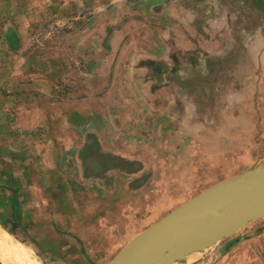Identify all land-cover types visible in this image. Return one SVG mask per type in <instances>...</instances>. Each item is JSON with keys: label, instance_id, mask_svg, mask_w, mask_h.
I'll return each instance as SVG.
<instances>
[{"label": "crops", "instance_id": "0c3cea01", "mask_svg": "<svg viewBox=\"0 0 264 264\" xmlns=\"http://www.w3.org/2000/svg\"><path fill=\"white\" fill-rule=\"evenodd\" d=\"M134 1L105 45H90L97 55L82 73L91 79H76L70 91L42 79L43 93L19 87L14 97L27 107L20 131L32 134V162L26 153L23 175L0 171V189L20 206L28 222L21 230L38 229L44 218L34 220L41 209L28 193L34 178L55 170V187L66 192L57 209L63 224L48 238L31 235L49 264L93 258L90 248L112 259L116 246L151 223L142 218L147 205L153 211L195 195L239 173L264 148V0ZM36 96L41 107L29 109ZM72 154L73 175L92 186L80 192L64 171ZM72 218L74 225L66 223ZM235 236L225 244L238 239L245 251L260 234Z\"/></svg>", "mask_w": 264, "mask_h": 264}, {"label": "rangeland", "instance_id": "374dc122", "mask_svg": "<svg viewBox=\"0 0 264 264\" xmlns=\"http://www.w3.org/2000/svg\"><path fill=\"white\" fill-rule=\"evenodd\" d=\"M128 1L0 0V171L4 169L6 170L5 173L19 172L17 175H23L21 168L25 167L26 153L30 154L27 161L32 162V134L20 131L24 129L21 126L26 124L28 118L24 114L21 115L20 112L27 113V107L23 104L17 105L15 102L16 92H19L17 88L22 87L20 90L27 92L28 90L38 91L37 94L43 93L42 84H40L42 79H52L53 82L50 85L61 89L66 86L67 90L70 91L71 88L75 87L74 82L77 81L76 79H91L89 75L82 73L89 70L88 62L91 56L94 59L97 55L94 50L90 49V45L97 42L102 46L105 45L109 27H116L117 24L122 23L123 13H126L125 11L130 5L127 3ZM134 2L131 5L136 6L137 0ZM26 79H31V81L27 83ZM32 79L37 80L34 82ZM56 79H69V81L65 85L63 84L65 82H58ZM42 99L36 96L28 108L39 109ZM77 134H79L78 139L81 141L82 133ZM16 137L18 138L16 139ZM74 156L71 155V165L66 167L64 171L69 175L72 188V181L75 180L77 183L74 186L76 187L75 190L80 192L77 187L90 188L92 186L86 185L85 181L81 177L77 178L75 173L73 175V171L79 172L78 169L73 167L76 163ZM261 157H264V148L260 149L258 158ZM53 172L55 170H45L46 176L44 179L34 178V185L31 188H34L35 192L30 193L29 191L28 193L30 196L28 200L33 203L32 205L37 204L38 208L41 209L38 211L35 208L32 212L34 220H36L37 214L39 220L44 218L42 222H39L38 229L29 227L27 232L21 230L20 226L26 221L21 217L23 215L20 206L15 205L14 198L8 194L7 190L8 195L4 194L3 196V191L0 189V226L9 231L16 240L28 246L43 264H49V261L44 258L45 253H42L37 245L32 244L31 235L34 234L43 238L51 232L53 225L63 224L61 221L63 217L59 215L57 209L65 204L64 196L66 192L64 193V191L62 192L55 187L57 185V175L53 178L51 176ZM50 176L52 178H49ZM7 177L9 175L5 178ZM192 196L179 197L175 203L160 204L153 211L147 205L142 218L146 219V224L152 223ZM72 200L74 203L77 202L75 197ZM70 221L74 225L75 219H67L66 223ZM27 223L26 225H28ZM8 224L13 226V229H10L11 227ZM100 224L96 220L90 222L93 229L97 227L96 232L100 231L98 228ZM56 226L54 229H59ZM63 232L67 233V231ZM245 234H247L245 237L247 240L260 234L254 244H245V251H242V246L240 247L237 244L238 239L225 244L228 237L232 235L239 237ZM98 239H101V237H91V240ZM93 244H91V247H102ZM123 245V243H120L115 247V254ZM105 250L108 255L112 254L110 244L105 245ZM242 252H247V254L241 257ZM89 253L93 258L85 259L86 255L85 257L81 256V260L74 261V264L81 262H83L82 264H106L110 260L103 259L100 249L98 253L93 255L90 248ZM187 264H264V216L250 220L236 231L213 243L200 259L189 261Z\"/></svg>", "mask_w": 264, "mask_h": 264}, {"label": "water", "instance_id": "95a60500", "mask_svg": "<svg viewBox=\"0 0 264 264\" xmlns=\"http://www.w3.org/2000/svg\"><path fill=\"white\" fill-rule=\"evenodd\" d=\"M246 203L235 200L250 186ZM264 216V157L184 200L132 236L106 264H167L208 248L252 219Z\"/></svg>", "mask_w": 264, "mask_h": 264}, {"label": "bare ground", "instance_id": "6f19581e", "mask_svg": "<svg viewBox=\"0 0 264 264\" xmlns=\"http://www.w3.org/2000/svg\"><path fill=\"white\" fill-rule=\"evenodd\" d=\"M240 172V171H239ZM259 186H248L243 194H241L234 202L233 207L239 208L243 206L247 199L252 197L258 190ZM209 248V247H208ZM207 248H198L194 252L177 258L175 261L167 264H187L189 261L200 259ZM0 264H43L36 254L16 240L13 235L0 226Z\"/></svg>", "mask_w": 264, "mask_h": 264}]
</instances>
